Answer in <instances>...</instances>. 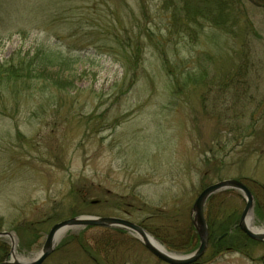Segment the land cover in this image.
I'll list each match as a JSON object with an SVG mask.
<instances>
[{
    "label": "rangeland",
    "instance_id": "obj_1",
    "mask_svg": "<svg viewBox=\"0 0 264 264\" xmlns=\"http://www.w3.org/2000/svg\"><path fill=\"white\" fill-rule=\"evenodd\" d=\"M41 49L71 61L37 78L25 63ZM2 64L15 72L0 77V231L18 257L83 215L128 219L190 253L200 239L176 245L193 204L227 179L250 188L264 228V0H0ZM245 204L230 189L214 209L241 217ZM213 236L194 264H264V242L245 249L233 229ZM11 256L0 237V263ZM43 264L168 263L128 230L86 226L64 233Z\"/></svg>",
    "mask_w": 264,
    "mask_h": 264
},
{
    "label": "water",
    "instance_id": "obj_2",
    "mask_svg": "<svg viewBox=\"0 0 264 264\" xmlns=\"http://www.w3.org/2000/svg\"><path fill=\"white\" fill-rule=\"evenodd\" d=\"M235 189L240 191L245 200L246 204L242 211L238 227L243 231L249 238L255 241L264 242V229L260 231H253L248 225L247 220L252 213L254 206V194L250 188L242 181L237 179H227L216 182L204 188L197 196L193 204V224L199 234L200 244L198 248L189 254H175L172 252L161 250L154 246L148 239L149 232L142 226L120 217H101V216H78L63 220L56 223L49 230L46 235V239L39 253H37L32 259L28 261H20L13 259V254L10 259L1 262L0 264H43L44 261L54 252L57 243L60 238L68 230L78 227L88 226H100L109 228H122L134 233L138 239H140L146 248L158 257L160 260L168 264H194L197 262L205 253L208 242H209V228L205 217L206 203L211 196L219 191ZM8 236L12 241V253L15 251V240L11 232L0 231V237Z\"/></svg>",
    "mask_w": 264,
    "mask_h": 264
},
{
    "label": "trees",
    "instance_id": "obj_3",
    "mask_svg": "<svg viewBox=\"0 0 264 264\" xmlns=\"http://www.w3.org/2000/svg\"><path fill=\"white\" fill-rule=\"evenodd\" d=\"M197 1L199 2V0H197ZM209 1H214V0H209ZM205 10H206L205 8L200 7V9L197 11H194V13L201 16V17H203V16L205 17L206 14H204V13L205 12H207V14L209 13L208 11H205ZM222 13H224V12L222 11ZM214 19H215V17H214ZM223 21L224 20H220L219 18H216L215 24L218 26H222ZM224 24H225V22H224ZM56 61H60V62L62 61L64 63L68 64V63H70L71 60L69 58H64L63 56H61V55H59L53 51L41 49V50H37L35 56L30 58V60H27V63H25V67H31L32 70H30V71L34 72V74L36 73L37 78H40L39 71L40 72L45 71L48 67H50L51 64H53ZM166 65H167V63H166ZM0 66H1L0 67V77L2 74L9 75L10 72H15L10 67H5L4 64H2ZM166 69L168 70L167 72L170 76L172 74H174L173 70H171V68H169L168 66H166ZM41 77H42V75H41ZM174 77H176V76L174 75ZM57 83H60V82H57ZM68 87L69 86H58L59 89H66ZM229 192H230V189L219 192V193L213 195L207 202L205 214H206V219H207V223H208V227H209V234H210L209 244H210V242H213V239H214L213 233L216 232L217 230H221L224 233L226 231L227 232L232 231V229L236 234L240 235L241 239H238V241L243 243V247L245 249H247L249 245L251 246V245L262 244L261 242H257V241L250 239L243 232L240 231V229L237 226L240 215L232 207H229V208L224 207L222 209H219V208L214 209L215 203L224 204V202L226 200V196L228 195ZM104 228L107 229L108 231H113V232H117V233H125V231H127V230L120 229V228H108V227H104ZM181 239L185 242L182 245H176V247H178L179 251H188V249L190 250V249H192V247L195 246L196 241L197 242L199 241V236H198V233L196 232V229L193 226V223L189 224L187 232H184L181 234ZM214 241H216V240H214ZM215 244H217V245H214V248L215 249L219 248L218 251L223 250L224 246L226 247V245H227L223 241H216ZM230 247H233V246H230ZM230 247L227 246V249H229ZM100 251L101 250H99V252ZM95 259H97V258H95Z\"/></svg>",
    "mask_w": 264,
    "mask_h": 264
},
{
    "label": "bare ground",
    "instance_id": "obj_4",
    "mask_svg": "<svg viewBox=\"0 0 264 264\" xmlns=\"http://www.w3.org/2000/svg\"><path fill=\"white\" fill-rule=\"evenodd\" d=\"M224 22H225V20H224ZM253 193V192H252ZM247 225L253 230V231H260V230H262V229H264V228H259V227H256L255 225H254V223H253V219H252V217H251V215H250V217L248 218V220H247ZM243 232V231H242ZM244 233V232H243ZM245 234V233H244ZM246 235V234H245ZM247 236V235H246ZM148 239L150 240V242H152L153 244H154V246H156V247H158V248H160L161 250H164V251H167L166 249H165V247L164 246H162V244L159 242V241H157L151 234L150 235H148ZM209 239H210V235H209ZM251 239V238H250ZM255 241V240H254ZM257 242H260V241H257ZM208 246H209V242H208ZM198 248V247H197ZM196 248V249H197ZM196 249H194L193 251H195ZM207 249H208V247H207ZM207 249H206V251H207ZM193 251H191L190 253H192ZM206 251H205V253H206ZM205 253L203 254V256L205 255ZM13 254V259H18V260H20V261H28L27 259H24V258H22V257H18L17 256V254H16V252L14 251V253H12ZM187 254H189V253H187ZM202 256V257H203ZM201 257V258H202ZM200 258V259H201ZM199 259V260H200ZM30 260V259H29ZM198 260V261H199ZM197 261V262H198Z\"/></svg>",
    "mask_w": 264,
    "mask_h": 264
}]
</instances>
